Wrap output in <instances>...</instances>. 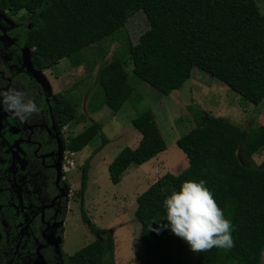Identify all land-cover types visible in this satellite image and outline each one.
Returning <instances> with one entry per match:
<instances>
[{"label": "trees", "instance_id": "1", "mask_svg": "<svg viewBox=\"0 0 264 264\" xmlns=\"http://www.w3.org/2000/svg\"><path fill=\"white\" fill-rule=\"evenodd\" d=\"M5 10L28 14L14 31L18 46L30 50L29 62L37 72L53 68L60 60L80 65L82 50L123 31L125 22L135 13L144 14L148 27L137 42L132 44L123 37L122 53L112 55L97 68L89 113L102 107L115 113L124 103L141 101L129 83L125 65H130L137 82L148 84L164 96L178 90L191 71L198 69L244 102L257 106L264 100V15L253 0H0V11ZM47 105L59 128L77 122L76 112L64 95H49ZM185 109L194 127L174 144L185 156L187 167L177 175H162L135 199L133 217L145 250L141 264H261L264 161L257 167L243 166L236 153L241 148L244 156L251 157L264 148V125L243 132L230 121L204 115L195 105ZM130 125L139 140L133 149L121 150L108 166L112 185L130 166H140L165 149L149 110L134 116ZM100 130L99 123L91 122L65 144L66 151L77 153L96 136L100 140L81 166L77 189L80 220L96 239L71 255L60 252L65 264H114L110 233L90 223L83 208L88 163L107 144ZM188 179L204 180L225 217L231 220L232 248L213 247L186 257L185 246L170 228L153 231L167 224L164 197L172 189L179 190L181 182ZM13 219L11 210H0V250L3 235L15 234ZM63 220L62 208L56 221ZM62 230L61 226L56 229L59 239ZM32 232L38 238V230L32 228Z\"/></svg>", "mask_w": 264, "mask_h": 264}, {"label": "rangeland", "instance_id": "2", "mask_svg": "<svg viewBox=\"0 0 264 264\" xmlns=\"http://www.w3.org/2000/svg\"><path fill=\"white\" fill-rule=\"evenodd\" d=\"M253 1L259 13L264 15V0ZM27 18L25 11L0 13V25L2 28L10 27V24L24 23ZM147 27L144 14L139 11L125 22L123 31L115 32L111 39L82 50L80 65L73 66L67 60H60L51 69L33 72L45 98L52 94H62L69 99L76 112V123L61 129L53 126L49 131L59 146L55 161L66 170L62 179L67 186V207L64 227L61 225L64 229L61 251L65 254L74 253L94 239L80 220L77 189L81 166L90 152L99 145V137L96 136L80 152L70 153L65 150L67 140L91 122L100 124V131L106 137L107 144L88 163L83 208L90 223L110 233L113 241V260L116 264H141L145 256L144 247L138 240L139 225L133 217L136 197L162 175H177L187 165L185 156L174 144L176 139L194 127L186 106L195 105L204 115L209 114L230 121L238 125L243 132L264 125V100L257 106L244 102L222 83L198 69L191 71L190 78L178 90L164 96L148 84L137 82L131 75L130 65H125L129 83L134 86L141 101L135 105L124 103L115 113L105 107L96 113H89L92 94L96 91L97 68L107 63L112 55L122 53L123 37L135 44ZM27 54L28 52L24 51V59ZM145 110L152 113L165 149L140 166H130L120 181L112 185L108 180L107 167L121 150L133 149L137 145L139 134L131 127L130 120ZM3 126L0 116V128ZM236 155L241 165L257 167L264 161V148L251 157L244 156L239 148ZM14 211L24 216L25 221L18 226L19 231L23 233L30 215L26 214V209L20 207H16ZM53 242L56 244L57 240ZM181 242L186 248V257H191L193 252L185 241L181 239ZM261 264H264V250Z\"/></svg>", "mask_w": 264, "mask_h": 264}, {"label": "flooded vegetation", "instance_id": "3", "mask_svg": "<svg viewBox=\"0 0 264 264\" xmlns=\"http://www.w3.org/2000/svg\"><path fill=\"white\" fill-rule=\"evenodd\" d=\"M0 13L9 12L5 10ZM2 20L5 21L4 18ZM18 25L19 23L10 24V27L5 28L0 25V89L24 91L38 105H42V111L39 115H33L22 122L12 113L0 109L1 120L4 123L0 128V210L5 213L11 210L13 220L16 222L15 234L3 235L0 264H39V256L43 264H65L59 255L62 252V239L57 238L55 234L59 226L64 227L66 218L67 186L62 179V174L66 171L55 161L59 146L49 134L53 126L58 129L63 127L59 128L51 117L47 97H44L42 87L33 76V72L37 71L30 65V50L18 46L14 31ZM24 51L28 52L26 59ZM36 165L39 168H36ZM56 168L59 172L58 179ZM16 207L26 209V214L30 215L23 233L19 231L18 226L23 222L24 216L14 211ZM62 208L64 220L57 222V215ZM32 228L38 230V238L32 232ZM62 232L64 233V229ZM55 238L60 240L57 245L58 251L55 248L57 243L53 242L57 240ZM95 239L94 236L91 242ZM1 241L0 235V245ZM37 247H40L38 251Z\"/></svg>", "mask_w": 264, "mask_h": 264}, {"label": "clouds", "instance_id": "4", "mask_svg": "<svg viewBox=\"0 0 264 264\" xmlns=\"http://www.w3.org/2000/svg\"><path fill=\"white\" fill-rule=\"evenodd\" d=\"M0 109L23 122L39 115L42 105L22 90L0 89ZM163 206L167 224L153 231L158 233L160 228H170L194 253L209 251L213 247L230 249L234 246L231 220L225 217L204 180L182 181L179 190L172 189L164 197Z\"/></svg>", "mask_w": 264, "mask_h": 264}, {"label": "water", "instance_id": "5", "mask_svg": "<svg viewBox=\"0 0 264 264\" xmlns=\"http://www.w3.org/2000/svg\"><path fill=\"white\" fill-rule=\"evenodd\" d=\"M58 176H59V172H58V170H57V168H56V179H58ZM59 242H60V240L59 239H57V244L55 245V248L57 249V251H58V248H57V245L59 244ZM49 242H48V240H46V244H48ZM41 247V246H40ZM40 247H37V251H38V249L40 248ZM38 262H39V264H43V260L41 259V257L39 256L38 257Z\"/></svg>", "mask_w": 264, "mask_h": 264}, {"label": "crops", "instance_id": "6", "mask_svg": "<svg viewBox=\"0 0 264 264\" xmlns=\"http://www.w3.org/2000/svg\"><path fill=\"white\" fill-rule=\"evenodd\" d=\"M180 152H181V151H180ZM181 153H182V152H181ZM182 154H183V153H182ZM157 155H158V154H157ZM117 157H118V155H117V156H116V157L110 162V164H111V163H112ZM185 159H186V158H185ZM186 161H187V160H186ZM110 164H109V165H110ZM109 165H108V166H109ZM186 167H187V165L183 168V170H184ZM107 168H108V167H107ZM183 170H182V171H183ZM115 264H116V263H115Z\"/></svg>", "mask_w": 264, "mask_h": 264}, {"label": "bare ground", "instance_id": "7", "mask_svg": "<svg viewBox=\"0 0 264 264\" xmlns=\"http://www.w3.org/2000/svg\"><path fill=\"white\" fill-rule=\"evenodd\" d=\"M66 171V170H65Z\"/></svg>", "mask_w": 264, "mask_h": 264}]
</instances>
